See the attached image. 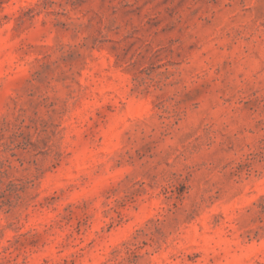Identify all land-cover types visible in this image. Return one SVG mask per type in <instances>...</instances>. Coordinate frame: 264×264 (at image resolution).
Masks as SVG:
<instances>
[{
  "label": "clouds",
  "instance_id": "9594fccd",
  "mask_svg": "<svg viewBox=\"0 0 264 264\" xmlns=\"http://www.w3.org/2000/svg\"><path fill=\"white\" fill-rule=\"evenodd\" d=\"M33 3L44 28L0 31V173L30 178L38 191L40 177L87 151L106 178L123 170L110 180L105 211L144 205L136 243L147 239L146 251L167 237L168 264H189L197 241L176 239L178 225L190 231L187 221L201 226L196 264H264V210L257 195H244L259 177L264 196V0H182L173 17L164 0ZM56 22L69 27L51 28ZM93 36L111 52L103 62L57 61L50 74H32L59 45ZM21 65L28 72L17 77ZM114 66L122 79L110 80ZM133 98L148 102L147 113L128 115ZM12 223L17 236L27 231L22 218ZM249 229L262 242L242 250Z\"/></svg>",
  "mask_w": 264,
  "mask_h": 264
},
{
  "label": "rangeland",
  "instance_id": "374dc122",
  "mask_svg": "<svg viewBox=\"0 0 264 264\" xmlns=\"http://www.w3.org/2000/svg\"><path fill=\"white\" fill-rule=\"evenodd\" d=\"M164 2L168 5L165 8L168 17L178 15V10L183 7L182 0H177L175 4H168V0ZM135 15L139 19L143 13L137 9ZM40 17L41 10L33 0H0V31H28L37 24L44 28L46 22ZM145 23L156 28L160 21L148 18ZM57 27L66 31L69 25L62 22L51 25L53 29ZM161 31L165 32V29ZM85 41L59 45L51 54L56 59L41 57L43 63L36 65L32 74L37 78L50 74L55 70L57 61L65 66H84V62L90 59L96 65L111 55L104 42L95 36L86 37ZM112 71L110 80L122 79L119 67L114 66ZM27 72V67L21 65L16 75L20 77ZM148 109L149 104L145 100H128L130 117L144 115ZM118 138V132L112 128L110 142L114 143ZM90 160L87 151L76 153L68 166L55 168L40 177L38 191L30 178L14 177L8 171L0 173V264H116L121 255L127 264H168L172 256L167 237L153 240L151 251H146L150 248L147 239L136 243L145 235L138 227L144 222L142 203H133L130 208L121 205L122 210L119 212L104 210L106 199L110 198L104 194L112 190L110 180L121 173L122 168L115 167L112 176L106 178L100 170L93 171L89 167ZM258 180L259 177L244 195L247 199H251L253 194L257 195L261 202L259 206L264 210V196L259 195ZM223 211L226 215L228 209L225 207ZM21 218L25 221L27 231L17 236L12 222L18 224ZM186 224L190 226V231L184 232L185 225H178L176 231L181 235L176 239L183 242V236L187 235L197 241L189 245L187 254L189 264H196L201 258V252L195 251L200 246L201 226L187 221ZM156 232L159 234L160 230ZM238 239L242 250L262 242L261 232L253 229L241 233ZM124 260L120 264H124Z\"/></svg>",
  "mask_w": 264,
  "mask_h": 264
}]
</instances>
